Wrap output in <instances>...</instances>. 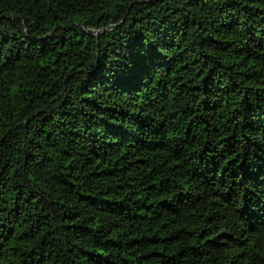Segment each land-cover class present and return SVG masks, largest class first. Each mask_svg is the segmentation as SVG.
Returning a JSON list of instances; mask_svg holds the SVG:
<instances>
[{
  "label": "trees",
  "instance_id": "trees-1",
  "mask_svg": "<svg viewBox=\"0 0 264 264\" xmlns=\"http://www.w3.org/2000/svg\"><path fill=\"white\" fill-rule=\"evenodd\" d=\"M0 264H264V0H0Z\"/></svg>",
  "mask_w": 264,
  "mask_h": 264
}]
</instances>
